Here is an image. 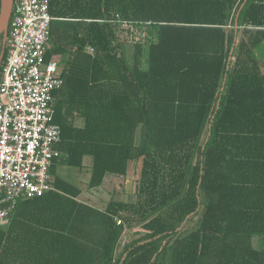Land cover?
I'll return each mask as SVG.
<instances>
[{
    "label": "trees",
    "instance_id": "trees-1",
    "mask_svg": "<svg viewBox=\"0 0 264 264\" xmlns=\"http://www.w3.org/2000/svg\"><path fill=\"white\" fill-rule=\"evenodd\" d=\"M48 12L44 59L62 78L53 189L10 211L0 264H264V0H51ZM120 20L146 31V49ZM85 157L86 192L138 164L133 199L92 205L55 175Z\"/></svg>",
    "mask_w": 264,
    "mask_h": 264
},
{
    "label": "built area",
    "instance_id": "built-area-1",
    "mask_svg": "<svg viewBox=\"0 0 264 264\" xmlns=\"http://www.w3.org/2000/svg\"><path fill=\"white\" fill-rule=\"evenodd\" d=\"M50 1L12 2L0 63V226L18 201L53 189L49 167L61 139L53 93L62 78L59 62L44 59ZM118 22L120 31L132 27Z\"/></svg>",
    "mask_w": 264,
    "mask_h": 264
},
{
    "label": "rangeland",
    "instance_id": "rangeland-1",
    "mask_svg": "<svg viewBox=\"0 0 264 264\" xmlns=\"http://www.w3.org/2000/svg\"><path fill=\"white\" fill-rule=\"evenodd\" d=\"M121 36L123 37L126 44H133L135 41H140L146 49L147 47V33L143 29H137L134 27H129L128 29H124L119 31ZM1 44V38H0ZM1 51V47H0ZM255 56L259 59L261 67L264 69V40L261 42L257 47L254 49ZM58 70H61V65H58ZM86 159V158H85ZM85 162H91V158L87 157ZM84 162V163H85ZM55 175H62L66 177L68 180L77 183L84 194L81 196L82 200L89 202L92 205L103 206L112 196L115 190H118V195L116 196L117 199H124V200H131L133 199L134 193V185L136 178L138 177V164H134L131 166L128 176L124 178V176H118L115 174H107L102 182V184L91 191L85 192L87 189L86 187V180L89 177V173L87 172L86 168L77 169V168H70L67 166L61 165V163H56L55 166ZM84 178L85 182L83 183L80 179ZM87 191V190H86ZM129 194V195H127ZM115 197V198H116ZM131 236L123 235L121 238L120 243L118 244V250L121 248L123 243H126L130 240ZM256 247V245H255Z\"/></svg>",
    "mask_w": 264,
    "mask_h": 264
},
{
    "label": "water",
    "instance_id": "water-1",
    "mask_svg": "<svg viewBox=\"0 0 264 264\" xmlns=\"http://www.w3.org/2000/svg\"><path fill=\"white\" fill-rule=\"evenodd\" d=\"M12 2L13 0H0V38L2 41V46L0 51V63L4 52L5 39L8 31Z\"/></svg>",
    "mask_w": 264,
    "mask_h": 264
},
{
    "label": "crops",
    "instance_id": "crops-1",
    "mask_svg": "<svg viewBox=\"0 0 264 264\" xmlns=\"http://www.w3.org/2000/svg\"><path fill=\"white\" fill-rule=\"evenodd\" d=\"M262 42H263V41H262ZM85 158L87 159V157H85ZM85 158H84V159H85ZM86 159H85V160H86ZM84 162H85V161H84ZM90 163H91V162H90ZM90 163H89V162H85V163H84V166H85L84 168L87 169V172H88V170H89V165H90ZM134 164H135V163H131V164H130V169H131V166L134 165ZM130 169H129V171H130ZM128 174H129V172H128ZM128 174H127L126 176H128ZM118 176H120V175H118ZM126 176H125V177H126ZM125 177H124V178H125ZM104 178H105V177H104ZM84 180H85L84 178L80 179V181H81L82 183H83ZM84 182H85V181H84ZM85 192H86V190H85ZM115 193H116L115 196H117V195H118V190H115ZM83 194H84V192L82 193V195H83ZM82 195H81V196H82ZM115 196H114V197H115ZM91 204H92V203H91ZM93 205H94V204H93ZM96 206H97V205H96ZM254 245H256L257 248H260V247L263 246L260 237H256V238L254 239Z\"/></svg>",
    "mask_w": 264,
    "mask_h": 264
}]
</instances>
